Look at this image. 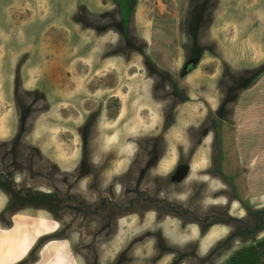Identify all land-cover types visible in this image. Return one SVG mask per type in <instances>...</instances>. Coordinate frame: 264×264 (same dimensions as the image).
Instances as JSON below:
<instances>
[{"label": "rangeland", "instance_id": "374dc122", "mask_svg": "<svg viewBox=\"0 0 264 264\" xmlns=\"http://www.w3.org/2000/svg\"><path fill=\"white\" fill-rule=\"evenodd\" d=\"M262 76L264 0H0V255L264 264Z\"/></svg>", "mask_w": 264, "mask_h": 264}, {"label": "crops", "instance_id": "0c3cea01", "mask_svg": "<svg viewBox=\"0 0 264 264\" xmlns=\"http://www.w3.org/2000/svg\"><path fill=\"white\" fill-rule=\"evenodd\" d=\"M262 79H264L263 76H262ZM258 96H259V98H258ZM256 100H262V102H263L262 105L264 106V82L261 85L257 82L255 85H253L247 91H243L242 93H240V95L234 101V104L232 106L231 115H230L231 119L237 121V119L244 118V116L248 110L244 109V111H243L240 109V107H242L243 105L249 106L252 103H254V101H256ZM239 130L240 129L237 128V130L235 132L238 133ZM262 130L264 131V129H262ZM241 131H242V133H244V136L242 135V136H240L241 138L239 137L240 141L238 142V144L240 146L237 144L238 147L241 149V151H240L241 153L239 154L240 160H241L240 162H241V164L242 163L245 164V162H247V159H248L249 163H247V165H248L249 170L253 171V173H255V174H257L258 171L261 172V175H259V176L256 175L254 177L256 179H253L252 182H253L254 187L257 188V190H254V188H253V191H257V193H263L264 192V177H263L264 176V159H263V156L261 159H259L258 162L254 163L253 159L249 160V155H250V151L252 149H255L257 144L264 142V135H263L264 133H261V135L259 136L261 131H260V129H258L254 125H252L247 130L244 127ZM243 131H245V132H243ZM243 140H244V142H246V145H244L242 143ZM262 144H264V143H262ZM260 189H261V191H259ZM253 194H255V193L253 192Z\"/></svg>", "mask_w": 264, "mask_h": 264}, {"label": "bare ground", "instance_id": "6f19581e", "mask_svg": "<svg viewBox=\"0 0 264 264\" xmlns=\"http://www.w3.org/2000/svg\"><path fill=\"white\" fill-rule=\"evenodd\" d=\"M42 228L45 230L48 227V223L45 221H40L39 223ZM50 228V227H49ZM40 226L37 225V233L34 234V236H30L28 234L23 235V237L20 239L18 244L16 246H8L3 252L2 255H0V264H10L14 263L29 253V247L35 240V237L39 234ZM31 233V232H30ZM39 236V235H38ZM56 250L59 251L60 248H56L54 251L51 247H46L41 253L45 257L46 260H49L50 263H47L46 261L40 262V264H58V259L62 258L63 261H60L61 264H69V258L67 254L64 256L60 252V254L56 253ZM60 257V258H59ZM56 260L54 263H52V260Z\"/></svg>", "mask_w": 264, "mask_h": 264}, {"label": "trees", "instance_id": "16d2710c", "mask_svg": "<svg viewBox=\"0 0 264 264\" xmlns=\"http://www.w3.org/2000/svg\"><path fill=\"white\" fill-rule=\"evenodd\" d=\"M13 195H17V193H15V194H13ZM43 195L42 194H37V193H28V194H26V197L28 198V199H38V198H40V197H42Z\"/></svg>", "mask_w": 264, "mask_h": 264}]
</instances>
